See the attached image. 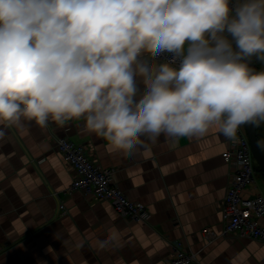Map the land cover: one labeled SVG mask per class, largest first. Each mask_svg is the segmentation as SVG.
<instances>
[{"label": "clouds", "instance_id": "clouds-1", "mask_svg": "<svg viewBox=\"0 0 264 264\" xmlns=\"http://www.w3.org/2000/svg\"><path fill=\"white\" fill-rule=\"evenodd\" d=\"M22 118L83 120L114 153L214 127L235 139L264 122V0H0V124ZM89 246L115 254L123 235Z\"/></svg>", "mask_w": 264, "mask_h": 264}, {"label": "crops", "instance_id": "crops-1", "mask_svg": "<svg viewBox=\"0 0 264 264\" xmlns=\"http://www.w3.org/2000/svg\"><path fill=\"white\" fill-rule=\"evenodd\" d=\"M0 127L6 131L0 141V264H162L177 244L195 255L194 264H264L260 243L220 235L218 204L230 168L222 158L228 138L218 128L203 137H142L129 154L111 152L83 120L40 126L22 118ZM260 130L264 140V122ZM60 139L83 145L89 158L111 170L115 186L144 205L149 220L131 222L108 203L69 193L74 170L56 150ZM254 169L263 182L255 181V191L264 197V173ZM107 228L123 235L124 247L115 254L89 246ZM204 230L216 237L205 238Z\"/></svg>", "mask_w": 264, "mask_h": 264}, {"label": "built area", "instance_id": "built-area-1", "mask_svg": "<svg viewBox=\"0 0 264 264\" xmlns=\"http://www.w3.org/2000/svg\"><path fill=\"white\" fill-rule=\"evenodd\" d=\"M172 54L163 53L156 57L157 64L166 63ZM56 150L64 162L74 170V178L69 193L82 192L95 202L108 203L121 218L131 222H146L150 214L140 203L130 201L113 183L111 170L103 169L89 158L83 145H75L65 139L57 141ZM222 158L230 168L227 188L218 204L221 215V236L255 241L264 246V197L255 191L254 159L244 126H241L235 139H228ZM255 191L253 194L252 192ZM59 212L65 214L62 204ZM208 239L214 233L203 231ZM195 255L177 244L172 254L162 264H194Z\"/></svg>", "mask_w": 264, "mask_h": 264}, {"label": "water", "instance_id": "water-1", "mask_svg": "<svg viewBox=\"0 0 264 264\" xmlns=\"http://www.w3.org/2000/svg\"><path fill=\"white\" fill-rule=\"evenodd\" d=\"M251 66L255 68L253 61H251ZM256 125L257 123L245 124L243 126L247 134L249 144H250L251 155L254 161L256 162L257 166L264 173V152L260 148L258 141H257Z\"/></svg>", "mask_w": 264, "mask_h": 264}, {"label": "trees", "instance_id": "trees-1", "mask_svg": "<svg viewBox=\"0 0 264 264\" xmlns=\"http://www.w3.org/2000/svg\"><path fill=\"white\" fill-rule=\"evenodd\" d=\"M253 63H254V66H255V61H254V58H253ZM256 134H257V141H258V144L260 146V148L262 149V151L264 152V140L262 138V134H261V130H260V122L257 123L256 125ZM258 170H260V168L258 166H256ZM261 171V170H260Z\"/></svg>", "mask_w": 264, "mask_h": 264}, {"label": "rangeland", "instance_id": "rangeland-1", "mask_svg": "<svg viewBox=\"0 0 264 264\" xmlns=\"http://www.w3.org/2000/svg\"><path fill=\"white\" fill-rule=\"evenodd\" d=\"M256 162L254 161L253 162V166H254V168L256 167ZM255 181H257V183L258 184H261L262 186H263V182H262V180H261V177L257 174V175H255Z\"/></svg>", "mask_w": 264, "mask_h": 264}]
</instances>
